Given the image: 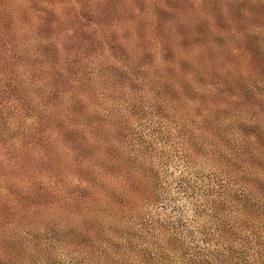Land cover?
<instances>
[{"label": "trees", "instance_id": "trees-1", "mask_svg": "<svg viewBox=\"0 0 264 264\" xmlns=\"http://www.w3.org/2000/svg\"><path fill=\"white\" fill-rule=\"evenodd\" d=\"M129 1L0 0V264H264V27Z\"/></svg>", "mask_w": 264, "mask_h": 264}, {"label": "rangeland", "instance_id": "rangeland-1", "mask_svg": "<svg viewBox=\"0 0 264 264\" xmlns=\"http://www.w3.org/2000/svg\"><path fill=\"white\" fill-rule=\"evenodd\" d=\"M131 1V3H130ZM129 6L134 5L138 12L147 10L150 4L155 2H163L164 0H130ZM172 8L170 14H164L159 21V31L164 38V43L177 44L179 49L184 50L191 46L196 48H205L207 41L204 37L207 33H211L209 25L205 22L209 19L210 25L215 24V27L221 32L230 31L245 33L247 37L231 39V36L225 39V47L231 45L230 49L238 48V52L225 53L223 59L231 66H251L250 57L248 56L249 49L253 47L249 43L255 42V33L257 29L264 27V0H169ZM141 10V11H139ZM144 14V13H142ZM120 17V16H119ZM229 18V21H227ZM176 24V36L179 37L173 41V34L168 33L166 22ZM117 19V23H119ZM149 22V21H148ZM264 29V28H263ZM208 30V31H207ZM254 30V31H253ZM198 31V32H197ZM207 38V37H206ZM204 40V41H203ZM202 41V42H201ZM222 44V43H220ZM245 64V65H244Z\"/></svg>", "mask_w": 264, "mask_h": 264}]
</instances>
